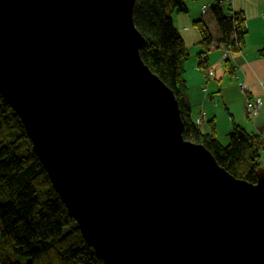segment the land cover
Masks as SVG:
<instances>
[{
  "label": "water",
  "instance_id": "95a60500",
  "mask_svg": "<svg viewBox=\"0 0 264 264\" xmlns=\"http://www.w3.org/2000/svg\"><path fill=\"white\" fill-rule=\"evenodd\" d=\"M136 0H0V93L105 264H264V168L183 137L140 57Z\"/></svg>",
  "mask_w": 264,
  "mask_h": 264
},
{
  "label": "trees",
  "instance_id": "16d2710c",
  "mask_svg": "<svg viewBox=\"0 0 264 264\" xmlns=\"http://www.w3.org/2000/svg\"><path fill=\"white\" fill-rule=\"evenodd\" d=\"M191 1L194 0H136L133 21L146 41L140 57L150 71L172 90L184 124V139L203 145L216 163L236 179L256 183V170L262 167L264 159V138L233 124L227 135L228 143L223 146L214 129L207 134L200 131L208 120L207 110L201 109L195 119L191 117L184 79L189 54L173 24V15L186 14ZM224 5L221 2L207 8L217 28L216 40L202 20L193 23L204 48L198 68L207 78L215 75L205 66V56L210 48L223 49L227 54L224 72L234 77L230 57L241 51L247 35L242 14L226 9ZM258 56L264 59V45L258 50ZM245 95L247 109V104L253 100L248 93ZM248 114V118L255 116ZM0 264H105L83 239L76 222L69 217L34 153L20 119L1 93Z\"/></svg>",
  "mask_w": 264,
  "mask_h": 264
},
{
  "label": "crops",
  "instance_id": "0c3cea01",
  "mask_svg": "<svg viewBox=\"0 0 264 264\" xmlns=\"http://www.w3.org/2000/svg\"><path fill=\"white\" fill-rule=\"evenodd\" d=\"M217 1H225L231 6L232 11L242 14L247 29L241 51L230 57L234 66V77L232 78L224 72L223 64L227 54H224L221 49L210 48L205 56V66L207 65L215 74L212 78H207L204 72L198 68L204 48L201 45L198 30L193 26V23L202 20L213 40H216L218 32L211 12L209 16L204 17L202 15L206 13L202 14V8ZM187 7L186 14L173 15V24L183 38L189 54V60L185 64L184 79L186 83L193 81V86L197 83L202 84L200 87L211 83V79L216 82V87L211 90L213 92L210 94L203 92V89H206L204 87L199 89L196 95L188 94L186 96L191 109V117L193 114L195 119L201 109L208 111L210 122L208 123L207 120L200 127L203 134L214 129L217 138L227 137L233 124H237L264 138V59L258 56V50L264 45V0H194L188 2ZM218 65H221V72L214 70L219 69ZM226 76L229 80L226 79ZM242 84L246 87L253 102L260 101V107L252 118H248L247 98L240 90ZM219 104L224 105L226 115V119L221 124L218 122Z\"/></svg>",
  "mask_w": 264,
  "mask_h": 264
},
{
  "label": "rangeland",
  "instance_id": "374dc122",
  "mask_svg": "<svg viewBox=\"0 0 264 264\" xmlns=\"http://www.w3.org/2000/svg\"><path fill=\"white\" fill-rule=\"evenodd\" d=\"M221 2H223L225 5H224V7L226 8V9H230V10H232L231 9V6L229 5V4H227L225 1H217V2H214L213 4H211L210 6H207L208 8H211L212 6H214L215 4H218V3H221ZM209 16L210 15V10L207 12L206 11V14L205 15H202V16H204V17H206V16ZM221 50L223 51V49L221 48ZM219 69H214L216 72H221V70H220V68H221V65H218L217 66ZM187 75H191V74H187ZM226 79L227 80H229V78L226 76ZM212 80V82L211 83H207V85H204L203 87H200L202 84H198L197 83V85H195V86H193V81H188V83H187V86H188V92H187V95L188 94H191V95H196L197 94V92L199 91V89H201V88H204V87H206V94L208 93V94H210L211 92H213V91H211L213 88H215L216 86V82L213 80V79H211ZM209 85H210V91H209ZM200 87V88H199ZM240 90H241V87H240ZM218 109H219V113H218V117H219V119H218V122H219V124H221L222 122H224V119H226V115H225V109H224V105L222 104H219V106H218ZM192 116H193V114H192ZM206 127V126H205ZM205 127H203V128H205ZM218 140H219V142L223 145V146H225L227 143H228V138L227 137H223V136H220L219 138H218ZM262 167L264 168V159H262Z\"/></svg>",
  "mask_w": 264,
  "mask_h": 264
},
{
  "label": "built area",
  "instance_id": "2783aa9c",
  "mask_svg": "<svg viewBox=\"0 0 264 264\" xmlns=\"http://www.w3.org/2000/svg\"><path fill=\"white\" fill-rule=\"evenodd\" d=\"M207 8L208 7H203V9H202L203 13H205V11H207ZM240 87H241V92L242 93H244V94H247L248 93L246 87L243 84ZM259 107H260V101L259 100H255L254 102H249L247 104V111L249 113H252V115H256V112H257V110H258ZM197 122L200 123L199 120Z\"/></svg>",
  "mask_w": 264,
  "mask_h": 264
}]
</instances>
